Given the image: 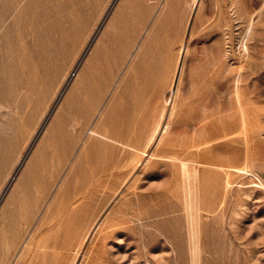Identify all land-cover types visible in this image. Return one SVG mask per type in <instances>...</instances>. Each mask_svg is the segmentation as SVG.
<instances>
[{"label": "rangeland", "instance_id": "rangeland-1", "mask_svg": "<svg viewBox=\"0 0 264 264\" xmlns=\"http://www.w3.org/2000/svg\"><path fill=\"white\" fill-rule=\"evenodd\" d=\"M28 233L15 264H264V0H0V264Z\"/></svg>", "mask_w": 264, "mask_h": 264}, {"label": "bare ground", "instance_id": "bare-ground-1", "mask_svg": "<svg viewBox=\"0 0 264 264\" xmlns=\"http://www.w3.org/2000/svg\"><path fill=\"white\" fill-rule=\"evenodd\" d=\"M198 5V4H197ZM252 24V23H251ZM253 27V26H252ZM252 27H250V28H252ZM250 30V29H249ZM252 30V29H251ZM248 31V30H247ZM247 34V33H246ZM170 67H172V66H169V68ZM166 68H167V66H166ZM170 70L171 69H169L168 71H167V69H166V71L167 72H165L166 73V77H168V74L170 75ZM161 73V72H160ZM148 75V74H147ZM173 85V84H172ZM237 92H238V89L236 90ZM236 94V93H235ZM239 94V93H238ZM238 94H237V96H238ZM239 98V97H238ZM76 121H74V123H75ZM77 124V123H76ZM93 134H95V136H99L100 135V133L95 129L94 131H93ZM102 136V135H101ZM74 142V141H73ZM123 142V141H122ZM258 178V177H257ZM157 193V192H156ZM160 194V193H159ZM170 195V194H169ZM212 195V194H211ZM163 198V197H162ZM151 200H153V199H151ZM181 200V199H180ZM186 201V200H185ZM171 206V205H170ZM222 206V205H221ZM207 212V211H206ZM210 213V212H209ZM214 214V213H213ZM150 215V214H149ZM148 215V216H149ZM194 215H196V214H194ZM191 216H192V222L190 223V221H189V223H190V227H189V229H190V233H191V236L190 237H192V239H193V242H194V245H193V251H194V256L195 255H197L195 252L196 251H198V247H200V245L198 246L197 245V243H199L198 242V237H199V231L201 230V228H200V225H198L197 224V222H196V224H195V217L191 214ZM207 216V215H206ZM194 217V218H193ZM215 217V216H214ZM220 217V216H219ZM147 218V217H146ZM213 218V217H212ZM151 219V218H150ZM190 220V219H189ZM197 221V220H196ZM198 222H200V221H198ZM212 229V228H211ZM213 232V231H212ZM201 235V234H200ZM31 236H32V233H28V235L25 237V239H24V241H23V243H22V245L20 246V248L18 249V251H17V253H16V255H15V258H14V261L11 263V264H15L16 263V260H18V256L20 255V252L22 251V249L26 246V245H28L29 243H30V238H31ZM214 236V235H213ZM189 237V238H190ZM219 238H220V236H219ZM191 239V238H190ZM190 239H189V243H190V245L189 246H191V241H190ZM199 240H200V238H199ZM197 245V246H196ZM218 245H219V243H218ZM231 245V244H230ZM188 246V245H187ZM222 246V245H221ZM233 246V245H232ZM215 247V246H214ZM200 249H201V247H200ZM218 249H220V248H218ZM192 251V252H193ZM200 251V250H199ZM216 251V250H215ZM230 252V251H229ZM220 254V253H219ZM224 254V253H223ZM231 253H229V255H230ZM199 256H200V254H199ZM224 256V255H223ZM229 257V256H228ZM200 259V258H199ZM218 259H220V258H218ZM224 259V258H223ZM233 259V258H232ZM197 261H198V259H196ZM223 261V260H222ZM200 262V261H199ZM193 263H195V261L193 262ZM220 263V262H219ZM196 264V263H195Z\"/></svg>", "mask_w": 264, "mask_h": 264}]
</instances>
